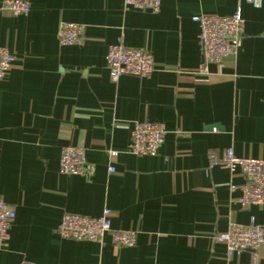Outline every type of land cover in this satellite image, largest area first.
I'll return each mask as SVG.
<instances>
[{"label":"crops","instance_id":"obj_1","mask_svg":"<svg viewBox=\"0 0 264 264\" xmlns=\"http://www.w3.org/2000/svg\"><path fill=\"white\" fill-rule=\"evenodd\" d=\"M25 1L26 16L0 12V47L13 57L0 80V201L15 211L0 264H264V245L228 257L214 242L251 219L264 232V205L241 207L247 178L209 158L232 149L264 160V0H161L158 13L123 0ZM237 10L238 54L199 75L192 18ZM64 23L83 26L77 44H58ZM117 43L148 51L151 75L112 82L105 57ZM135 122L163 125L155 157L127 152ZM66 146L85 150L91 177L59 173ZM106 209L112 229L137 233L133 247L57 234L65 214Z\"/></svg>","mask_w":264,"mask_h":264},{"label":"built area","instance_id":"obj_2","mask_svg":"<svg viewBox=\"0 0 264 264\" xmlns=\"http://www.w3.org/2000/svg\"><path fill=\"white\" fill-rule=\"evenodd\" d=\"M253 7L259 8L262 0H247ZM125 9L158 13L161 0H123ZM30 7L25 0H3L0 12L12 17L26 16ZM198 26V42L201 47L202 61L196 73L205 75L208 66L220 64L223 60L235 57L242 44L245 22L239 10L230 16L200 15L192 18ZM83 32V26L64 23L57 34L60 46L77 44ZM13 57L10 52L0 47V80L10 70ZM106 70L112 82L120 77L133 76L146 78L153 72V57L145 50L125 47L117 43L108 48L105 57ZM166 131L162 124L152 122H135L131 129V140L127 152L136 157H155L165 138ZM114 158L117 153L109 152ZM212 166L223 165L230 172L239 171L247 178L241 188L238 203L241 207L264 205V160L237 157L232 149L225 150L220 157L209 154ZM114 172L112 167L108 168ZM95 166L88 162L85 150L79 147L61 148L59 173L69 176L91 177ZM15 219L14 208L0 201V247L9 239V230ZM57 234L64 239L101 243L106 236L121 247H133L137 233L132 230H114L111 225V212L104 210L102 215L91 218L76 214H65L60 221ZM214 242L225 245L228 257L238 256L245 251L255 252L264 245V232L251 219L247 226L231 225L226 232L218 233ZM19 264H36L22 261Z\"/></svg>","mask_w":264,"mask_h":264},{"label":"water","instance_id":"obj_3","mask_svg":"<svg viewBox=\"0 0 264 264\" xmlns=\"http://www.w3.org/2000/svg\"><path fill=\"white\" fill-rule=\"evenodd\" d=\"M209 129H211V127H209Z\"/></svg>","mask_w":264,"mask_h":264}]
</instances>
